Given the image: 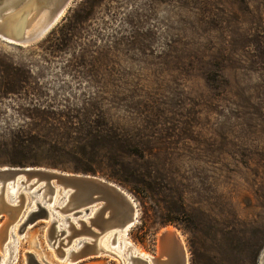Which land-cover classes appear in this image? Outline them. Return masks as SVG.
I'll return each instance as SVG.
<instances>
[{"label": "rangeland", "instance_id": "374dc122", "mask_svg": "<svg viewBox=\"0 0 264 264\" xmlns=\"http://www.w3.org/2000/svg\"><path fill=\"white\" fill-rule=\"evenodd\" d=\"M11 161L119 185L147 255L170 226L187 264H264V0H72L40 41L0 39V168ZM52 219L17 224L14 264H125L110 245L66 261Z\"/></svg>", "mask_w": 264, "mask_h": 264}, {"label": "water", "instance_id": "95a60500", "mask_svg": "<svg viewBox=\"0 0 264 264\" xmlns=\"http://www.w3.org/2000/svg\"><path fill=\"white\" fill-rule=\"evenodd\" d=\"M71 2L72 0H0V39L28 44L40 41L58 23L61 12L67 6L69 7ZM46 9V18H42L41 22L37 24L40 27L39 31L27 36L24 25L25 17L34 10ZM15 185L17 190L21 188L28 190L35 186V190L28 195L33 198L37 196V192L42 191L40 199L42 198L45 202L50 201L55 192L58 200L61 197L62 201L67 196L66 203L62 207H56V209L62 213L68 205L71 213L64 214L58 228L55 226V221H50L47 238L48 240L54 239L53 243L48 241L50 246H53L57 241L58 247L61 244L67 245L75 239L73 240V247H77V249L73 252L76 257L74 262L96 257L101 253L112 255L96 246L97 238L105 233L113 232L108 237L110 245H113L118 232H121L127 225H130L128 228L131 229L138 221L139 209L135 199L119 185L101 177L90 174L67 173L43 167H1V229L22 206L21 202L15 201V199L9 202L3 201L2 192L6 187ZM40 199L36 200L34 209L28 213L24 228L29 223L46 220L49 216V209L45 203L39 201ZM91 210H94L95 213L84 219ZM135 211L137 212L136 216H134ZM71 218H75L76 224ZM169 239L172 240L170 244L172 252L176 251L179 254L177 264H185L184 248L174 227L170 230L164 227L159 233L157 250L158 248L163 250L167 245L166 240ZM64 241L66 242L63 243ZM26 258V260L31 261V264H39L32 254H28ZM136 259L141 264H168L170 256L168 253L161 252L157 253L156 257L151 256L150 262H145L141 258Z\"/></svg>", "mask_w": 264, "mask_h": 264}, {"label": "bare ground", "instance_id": "6f19581e", "mask_svg": "<svg viewBox=\"0 0 264 264\" xmlns=\"http://www.w3.org/2000/svg\"><path fill=\"white\" fill-rule=\"evenodd\" d=\"M66 8L61 12L58 20L64 15L65 11L67 10ZM46 11H47V9L46 10H36V11L34 10L32 13H30L29 15H27L25 17V21H24L25 24L24 25H25V34L27 36H31L34 32L39 31L40 27L37 24H38V22H41L42 18H46V14H45ZM5 42L13 43V44H16V45H21V46L22 45H29L26 42L25 43H16V42H13V41H5ZM19 190H21V192H20V194L17 195V186L15 185L13 187H6V189L4 191V195H6V197L8 198V201H5L4 199H3V201L9 202L10 200L12 201L13 199H15V201H16L17 199L21 198L22 200L20 202H21L22 206L19 209V211H17V213L13 216V218L11 220L2 229L0 228V250L4 251L6 249L5 251L7 253V256H5V258H4L3 262H1V264H14L15 263V261L17 259L16 255H17L18 239H17L16 236H14L16 234V232H14V235H12V233L14 231V228H16L17 224H19L20 222H22V223L19 225L17 232L20 233V232H22L24 230L23 226L25 225L28 213L31 210L34 209L35 202H36L37 199H40V195H41V192H42V191L37 192V196L33 197V198L29 196L30 200L32 202V204L30 206L32 208H30L28 211H26V208L24 209V207H23V201L25 202V197H26V196H24V194L25 193H30L31 191L35 190V186H33L32 188H30L28 190L23 189V188H21ZM2 194H3V192H2ZM56 195H57V193L55 192L53 198L50 201H48V202H45V200H43L41 198L40 202L41 203H45L46 207L50 211L49 212L50 213L49 216L51 215L52 217H54V219H52L50 221H55V226H56V228H58L59 225H61V221L60 220H63V216L60 217V213L61 212L58 211L56 209V207H62L66 203L67 196H65L63 198V200L61 201V197H60V200H58L56 198ZM2 198H3V196H2ZM69 208H70V206L67 205L64 208L63 212L71 211V210H69ZM91 211H93L92 212V215H93L95 213V211L94 210H91ZM52 213H53V215H52ZM54 214H55V216H54ZM136 215H137V212L135 211L134 216H136ZM87 216L88 215H86L84 218H86ZM48 217H47V219H48ZM77 217L80 218V216H77ZM50 221L48 222V226H47V228L45 230L46 237L48 235L47 231H48V227H49ZM72 221H73V223H75V220L72 219ZM57 223H59V224H57ZM64 225H65V223H64ZM0 226H1V224H0ZM129 226L127 225L124 229L121 230V232H118L116 234L115 242H114L113 245H110V243L108 241V237L113 232H111V233L108 232L109 234H107L106 237L104 236V238H97L96 246L101 248V249L102 248L106 249V248H108L109 245L112 246V248H110V250L115 251L119 255H124L125 264H141V263H139L137 261L136 258H141V259H144L145 262H150V257L151 256L149 254L147 255V253L142 251L139 247H137L134 243H132L129 240V238H128V232L130 230L128 228ZM167 228L169 230L172 229V227H170V226L167 227ZM65 242L66 241H64L63 243H65ZM166 242H167L166 247L163 250H159L160 248H158L157 253L158 254L161 253V252L168 253V255L170 256L168 264H177L178 259H179V254L176 251L172 252L173 250H171V246H170L172 240L169 239V240H166ZM73 243H74V241H72L71 247L66 252L63 253V251H59L60 253H63L64 258H65L66 261H71V260L74 261L76 259L75 255H73V252L77 249V247H73ZM181 243H182V241H181ZM69 244L70 243H68L67 245H64V246H68ZM61 245H63V244H61ZM106 245H107V247H106ZM53 246H51V247H53ZM60 246L58 247V245H57V247L54 248V251H58V248H60ZM126 246H128V248L129 247H131V248L130 249H125ZM183 248H184V246H183ZM184 253H185V258H186L185 264H187V257H186L185 248H184ZM111 256H114V255L112 254ZM119 264H121V262Z\"/></svg>", "mask_w": 264, "mask_h": 264}, {"label": "trees", "instance_id": "16d2710c", "mask_svg": "<svg viewBox=\"0 0 264 264\" xmlns=\"http://www.w3.org/2000/svg\"><path fill=\"white\" fill-rule=\"evenodd\" d=\"M7 43H8V42H7ZM10 44H13V43H10ZM14 45H16V44H14ZM8 164H9V165H17V166H19V167H22L21 165H23V164L20 163V162H14V161L9 162ZM167 222H171V221L168 220Z\"/></svg>", "mask_w": 264, "mask_h": 264}]
</instances>
